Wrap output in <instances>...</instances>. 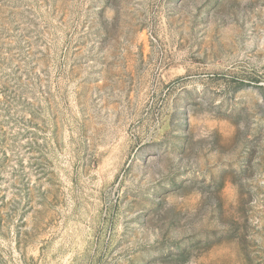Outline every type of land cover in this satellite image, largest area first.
<instances>
[{
  "label": "rangeland",
  "instance_id": "obj_1",
  "mask_svg": "<svg viewBox=\"0 0 264 264\" xmlns=\"http://www.w3.org/2000/svg\"><path fill=\"white\" fill-rule=\"evenodd\" d=\"M0 264H264V0H0Z\"/></svg>",
  "mask_w": 264,
  "mask_h": 264
}]
</instances>
